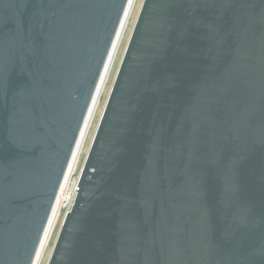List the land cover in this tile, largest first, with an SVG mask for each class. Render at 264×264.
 <instances>
[{"label":"water","instance_id":"95a60500","mask_svg":"<svg viewBox=\"0 0 264 264\" xmlns=\"http://www.w3.org/2000/svg\"><path fill=\"white\" fill-rule=\"evenodd\" d=\"M130 0H0V264H36ZM48 264H264V0H144Z\"/></svg>","mask_w":264,"mask_h":264},{"label":"bare ground","instance_id":"6f19581e","mask_svg":"<svg viewBox=\"0 0 264 264\" xmlns=\"http://www.w3.org/2000/svg\"><path fill=\"white\" fill-rule=\"evenodd\" d=\"M138 2H139V0H130L127 12L125 14L124 21H123L122 26L120 28V31H119V34H118L117 39L115 41L112 53L109 57V61L107 63L105 72L103 74L101 83L99 85V88H98V91L96 94V98L94 100V103L92 104L89 116L87 118L86 124L84 126L83 131H82L74 162L71 164V166L68 170L67 176L64 180L65 183H64L62 192L60 193V197L57 200L55 210L53 212L52 219L50 222V226L48 227V231L45 235V238H44L43 244L41 246V250L39 252L36 264H43V262L45 260V256H46L47 250H48V245H49L53 230L56 226L55 223L59 217V212L61 210L62 202L65 200V189L68 186L69 180H70L71 176L73 175V173L76 169V166L79 162V159H80V157H81V155L85 149V145L87 143V140H88L89 135L91 133V130L93 128L95 118L97 116L98 110H99L100 105L102 103V99L105 95L107 86L109 84V81H110V78H111V75H112V72H113V69L115 66V63L117 61L118 55L120 53L121 47H122L124 39L126 37L129 25L131 23V20L134 16V12H135V9L137 7Z\"/></svg>","mask_w":264,"mask_h":264},{"label":"rangeland","instance_id":"374dc122","mask_svg":"<svg viewBox=\"0 0 264 264\" xmlns=\"http://www.w3.org/2000/svg\"><path fill=\"white\" fill-rule=\"evenodd\" d=\"M143 2L144 0H139L138 4H137V7L135 9V12H134V16L131 20V23L129 25V28H128V31H127V34H126V37L124 39V42H123V45L121 47V50H120V53L118 55V58H117V61L115 63V66H114V69H113V72H112V75H111V78H110V81H109V84L107 86V89H106V92H105V95L102 99V103L100 105V108L98 110V113H97V116L95 118V122H94V125H93V128L91 130V133L89 135V138L87 140V143L85 145V149L79 159V162L76 166V169L74 172H76V175H78V173L81 172L84 164H85V161H86V158H87V155L89 153V150L91 148V145H92V142H93V139L95 137V134H96V131H97V128H98V125H99V122L101 120V117H102V114L104 112V109L106 107V104H107V101L109 99V95L111 93V90L113 88V85H114V82H115V78L117 76V73H118V70L120 68V65H121V62H122V59L124 57V54H125V51H126V48L128 46V43H129V40L131 38V35H132V32H133V29L135 27V24H136V21H137V18L139 16V13H140V10L142 8V5H143ZM62 216L59 217V221H58V224L55 226L54 230H53V233H52V236H51V239H50V242H49V245H48V250H47V254L45 256V260L43 262V264H48L49 263V260H50V257L52 255V252H53V249H54V245H55V242L57 240V237H58V234H59V231H60V228H61V225H62Z\"/></svg>","mask_w":264,"mask_h":264},{"label":"built area","instance_id":"2783aa9c","mask_svg":"<svg viewBox=\"0 0 264 264\" xmlns=\"http://www.w3.org/2000/svg\"><path fill=\"white\" fill-rule=\"evenodd\" d=\"M81 172H82V170H81ZM81 172L78 173V175H76V172L73 173V175L71 176V178L69 180V184L65 189V200L62 202L61 210L59 212V217L62 216V222H61L62 224H63L65 218L67 217V215L73 210V208L75 206L76 199L78 196L77 189H78V186L80 183ZM64 183H65V181L63 182L60 193L62 192ZM60 193H59V197H60ZM59 197H58V199H59ZM59 217L55 223L56 225L58 224Z\"/></svg>","mask_w":264,"mask_h":264}]
</instances>
